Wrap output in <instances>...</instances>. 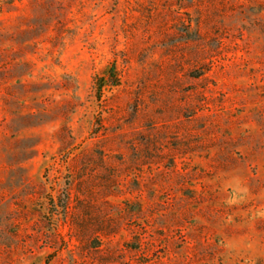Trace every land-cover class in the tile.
Here are the masks:
<instances>
[{"label":"rangeland","instance_id":"1","mask_svg":"<svg viewBox=\"0 0 264 264\" xmlns=\"http://www.w3.org/2000/svg\"><path fill=\"white\" fill-rule=\"evenodd\" d=\"M0 264H264V0H0Z\"/></svg>","mask_w":264,"mask_h":264},{"label":"trees","instance_id":"2","mask_svg":"<svg viewBox=\"0 0 264 264\" xmlns=\"http://www.w3.org/2000/svg\"><path fill=\"white\" fill-rule=\"evenodd\" d=\"M94 84L96 85L97 98L99 99L101 97V94H102V88L104 86V80L102 78L95 76L94 77Z\"/></svg>","mask_w":264,"mask_h":264}]
</instances>
